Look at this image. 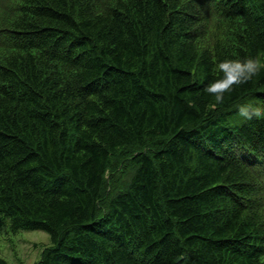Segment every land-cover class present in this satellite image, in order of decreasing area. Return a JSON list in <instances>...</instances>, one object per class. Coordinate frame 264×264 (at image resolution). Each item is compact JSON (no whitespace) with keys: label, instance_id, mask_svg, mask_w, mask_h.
I'll return each mask as SVG.
<instances>
[{"label":"trees","instance_id":"obj_1","mask_svg":"<svg viewBox=\"0 0 264 264\" xmlns=\"http://www.w3.org/2000/svg\"><path fill=\"white\" fill-rule=\"evenodd\" d=\"M264 0H0V230L35 264H264ZM0 264L9 262L0 256Z\"/></svg>","mask_w":264,"mask_h":264},{"label":"clouds","instance_id":"obj_2","mask_svg":"<svg viewBox=\"0 0 264 264\" xmlns=\"http://www.w3.org/2000/svg\"><path fill=\"white\" fill-rule=\"evenodd\" d=\"M219 71L222 78L206 86V92L214 95L217 103H222L225 94L233 89V86L246 83L256 76L264 64L258 60L247 58L243 60H225L219 63ZM239 114L247 121L264 119V107L253 103H247L239 107Z\"/></svg>","mask_w":264,"mask_h":264},{"label":"rangeland","instance_id":"obj_3","mask_svg":"<svg viewBox=\"0 0 264 264\" xmlns=\"http://www.w3.org/2000/svg\"><path fill=\"white\" fill-rule=\"evenodd\" d=\"M52 245L50 235L42 230L13 233L9 227L0 230V256L9 264H35Z\"/></svg>","mask_w":264,"mask_h":264}]
</instances>
